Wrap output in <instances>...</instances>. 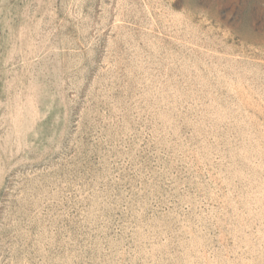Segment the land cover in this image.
<instances>
[{
	"label": "rangeland",
	"instance_id": "rangeland-1",
	"mask_svg": "<svg viewBox=\"0 0 264 264\" xmlns=\"http://www.w3.org/2000/svg\"><path fill=\"white\" fill-rule=\"evenodd\" d=\"M0 264H264V0H0Z\"/></svg>",
	"mask_w": 264,
	"mask_h": 264
}]
</instances>
